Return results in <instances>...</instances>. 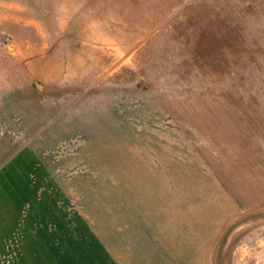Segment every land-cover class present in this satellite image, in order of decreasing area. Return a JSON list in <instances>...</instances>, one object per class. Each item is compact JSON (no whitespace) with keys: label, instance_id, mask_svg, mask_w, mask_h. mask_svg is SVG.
I'll return each instance as SVG.
<instances>
[{"label":"rangeland","instance_id":"374dc122","mask_svg":"<svg viewBox=\"0 0 264 264\" xmlns=\"http://www.w3.org/2000/svg\"><path fill=\"white\" fill-rule=\"evenodd\" d=\"M0 264H264V0H0Z\"/></svg>","mask_w":264,"mask_h":264},{"label":"crops","instance_id":"0c3cea01","mask_svg":"<svg viewBox=\"0 0 264 264\" xmlns=\"http://www.w3.org/2000/svg\"><path fill=\"white\" fill-rule=\"evenodd\" d=\"M114 259H115V260H116V259H119V260H121V258H120V257H117V256H115V258H114Z\"/></svg>","mask_w":264,"mask_h":264}]
</instances>
